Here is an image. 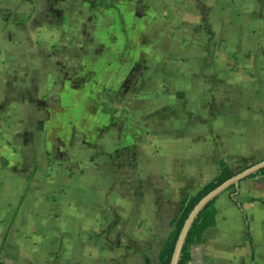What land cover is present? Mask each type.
Listing matches in <instances>:
<instances>
[{
    "label": "crops",
    "instance_id": "0c3cea01",
    "mask_svg": "<svg viewBox=\"0 0 264 264\" xmlns=\"http://www.w3.org/2000/svg\"><path fill=\"white\" fill-rule=\"evenodd\" d=\"M37 1L38 32L34 38L38 45L28 69L37 89L29 97L26 92L21 94L24 90H16L27 78L25 59L18 66L10 61L16 53L26 56V18L12 16L8 9L11 0H0V156L7 154V148L16 155L13 160L7 155L11 160L8 166L0 163L2 264H146V257L151 264H159L158 255L183 199L217 175L219 161L225 159L237 173L232 154L250 155V167L264 161V155L252 154L258 148L245 134L237 149L229 148L221 138L218 144L188 145L178 154L164 143L156 154L160 138L151 130L154 125L140 128L137 124L140 118H149L148 111L144 115L137 110L140 104L155 99L153 79L139 87L138 72H144L145 67L137 55L146 51L153 55L157 47L170 54H185L193 48L187 42V31L203 38L208 30L212 32L210 49H217L222 38L227 44L242 41L243 47L252 45L255 53L263 47L264 0ZM17 2L26 4L27 0ZM13 24L19 25L20 35L23 31L19 38ZM175 27L177 42L172 36ZM122 37L124 43L117 46ZM203 48L198 47L200 51ZM178 66L187 69L185 64ZM154 67L151 62L152 71ZM260 68L264 66L260 64ZM100 71L104 75L98 77ZM80 101L88 102L92 117L79 118L72 112ZM60 111L69 114L62 113L59 120ZM75 120L81 121L82 130L76 129L79 122ZM12 124L19 132L11 129ZM160 133L165 134L164 130ZM14 139L18 141L11 143ZM259 144L264 150V132ZM28 152L33 153L30 161ZM174 158L186 160L184 177L195 176L205 182L182 196L168 232L158 239L154 215L176 183L168 172ZM59 164L72 167V175L47 180L40 174L38 182L43 186L28 192L30 176L21 166ZM123 172L129 181L124 180ZM251 176L235 190L218 196L217 223L193 245L189 264H264V177ZM175 180L186 188L185 178L177 175ZM109 214H119L120 222L113 231L117 235L124 232L121 239L130 237L134 242L130 249L141 258H114L116 254L108 249L102 233ZM142 220L144 226L140 227L137 222ZM17 231L35 233L33 238H17Z\"/></svg>",
    "mask_w": 264,
    "mask_h": 264
},
{
    "label": "rangeland",
    "instance_id": "374dc122",
    "mask_svg": "<svg viewBox=\"0 0 264 264\" xmlns=\"http://www.w3.org/2000/svg\"><path fill=\"white\" fill-rule=\"evenodd\" d=\"M17 1L18 0H11L8 9H10L9 11H11L12 16L20 15L22 18H26V56L22 54V56L19 57L18 53H16L11 56L10 61L18 66L25 59V63H27V78L24 83L16 86V90H24L21 94L26 92L27 96L32 97V95H34V90L37 88L33 85V81L30 78L32 73L28 72V69H31V63L34 59V54L31 53L37 52L36 45H38V42L36 43L34 35L38 32V1L27 0L26 4L25 2H20V4H18ZM5 3L8 4V1ZM2 9L3 8L0 7V12ZM12 26H14L13 30L14 34H16V38L22 36L23 31H21L20 35L21 29H18L19 25L13 24ZM115 28L117 29L116 25ZM172 32V36L176 37L173 42H177V27H175ZM103 33L105 36H110L109 32L103 31ZM211 33L212 32L208 30V32L204 33L203 38H198L195 37L194 32L187 31V42L193 48L188 49L185 54H170L168 51L167 53L165 49L157 47L154 49L153 55L147 51L141 56L140 54L137 55V61L143 63L145 67L144 72H138L137 78L140 82L139 87L143 82L146 84V81L153 79L155 96L153 101L150 100L149 102L143 103V105L140 104L141 106L137 110L144 115H146L145 112L148 111L147 115L149 118H140L137 124L140 128L154 125V129L151 128V130L155 132V137L160 138V140L157 141L158 145L155 146L156 154L160 153L162 149L160 144L162 145L164 143H168L170 147L174 148L172 151L178 154L180 150L185 151L188 145L197 148L201 143H203L204 146L211 141L218 144L221 142V138L223 141L225 139L227 140L229 148L232 147L233 149H237L240 148V142H242V137H244L245 134V136L249 137L251 142L256 143L255 147L258 148V150H256V152L253 151L252 154L263 153L264 155V150L261 149L262 147L259 144L260 134L264 132V68H260V64L264 66V61H262V59L264 60V36L260 40L263 47L261 50L257 49L254 53L253 50L255 49L252 45L247 44L245 46L244 44L245 47L250 46L249 49L243 47L242 41H239V43L236 42L235 44H227L225 42L226 40L222 38L218 39L217 49H210V47H212L210 38ZM119 42L117 46H121L124 43V38L122 37ZM199 46L204 48L200 51L198 49ZM138 48L140 47L138 46ZM138 51H140V49ZM126 57L129 58V56L124 55V58ZM151 62L155 64L153 71L151 70L153 68H150ZM182 64L187 66L186 70H180L178 65ZM147 65L149 66V71H146ZM152 73L154 74L153 77L148 75ZM103 75V71L98 72V77ZM1 88L2 87H0V89ZM94 89L100 88L94 86ZM143 92L146 93V85H144ZM71 101L72 100H69L68 102ZM95 105H97V108H100L97 102ZM15 106L14 109L17 110L18 104ZM88 107V102L80 101V103H76L77 111L75 110L72 112L79 118L82 116L92 117L91 112L88 110L91 108ZM68 110H71V107L70 109H64L65 112H68ZM65 112L60 111L59 118L61 114ZM59 120H61V118ZM80 120H75V122H79L76 124V129L78 130L84 128ZM102 120L106 121L104 118ZM162 125L164 126L162 127ZM11 129H15V131L19 132L16 125L12 124ZM71 130L73 131L74 129L72 128ZM163 130L165 133L164 135L160 133L163 132ZM16 136L17 138L20 137L19 133H17ZM164 136L166 138H164ZM18 140L20 139L18 138ZM18 140L14 139L10 142L15 143V141L17 142ZM220 144L218 146H220ZM238 145L240 146L238 147ZM7 155L12 160L15 159L16 156L10 148H7V154L0 156V163L3 164V167L8 166L11 162ZM249 156L250 155L246 156L242 154H232L230 156L237 173L250 167L249 158H247ZM32 159L33 153L28 152V160L30 161ZM24 163L26 164V161H24L23 164ZM16 164L19 165V162L17 161ZM185 164H187L186 160L178 158H174L170 162V168L172 169L168 171L170 172L169 176H171L176 183L172 186L171 192L168 193L169 196L167 195L168 197H166L163 204H161L158 213L154 215V222L157 223L156 225L159 228V231H156V238L158 239H162L168 232V223L170 219L177 215L182 196L185 193L195 192L205 182L204 180L197 181L198 179H196L195 176L194 178L188 175L184 177L185 174L183 171ZM19 168L20 167H16V170ZM21 169L25 171L26 176H30L27 189L29 193L32 190L38 191L40 185L43 186V184L38 182V175L40 174L45 176L47 180H50L57 176L65 177L73 173L72 167H65L63 164H59L58 166L48 165L40 168H38V166L34 168L24 165L21 166ZM177 175L181 179H186V188L183 184L181 186L178 185V181L175 180V178L177 179ZM122 176L125 178L124 180H130L127 178L129 176L126 172H123ZM128 218V221H130L131 218ZM119 220V214L106 215L105 230L102 231V233L108 241V249L116 254L114 258H141L137 252L130 249V247L134 245L130 237L127 238L125 236V239H121V235H124V232L117 235V232L113 231L114 225L120 222ZM143 222L144 220L141 222L138 221L137 223H140L138 225L141 227L144 226ZM34 233V231H17L16 237L33 238ZM139 233L141 234L143 232ZM152 255L153 258H156V251H154Z\"/></svg>",
    "mask_w": 264,
    "mask_h": 264
},
{
    "label": "trees",
    "instance_id": "16d2710c",
    "mask_svg": "<svg viewBox=\"0 0 264 264\" xmlns=\"http://www.w3.org/2000/svg\"><path fill=\"white\" fill-rule=\"evenodd\" d=\"M219 171L217 175L206 185H204L196 194H191L185 197L182 201L180 211L178 215L172 220L171 225L172 229L168 235V238L161 249L158 260L159 264H171L172 257L175 251L176 243L180 236V233L183 229V226L188 219L190 213L197 205V203L206 196L209 192L235 176V173L230 164L225 160L221 159L218 163ZM252 178H263L264 177V169H261L257 173L251 176ZM235 190V185L229 188ZM217 199L211 201L199 214L197 219L195 220L193 226L190 229V232L187 236L182 256L179 261V264H189L192 259V247L194 244L199 243L202 240V237L205 231L214 226L217 223ZM247 233L250 237L251 242H253V237L250 232L249 224H247ZM146 264H151V261L148 257L145 258ZM0 264H2V247L0 248Z\"/></svg>",
    "mask_w": 264,
    "mask_h": 264
},
{
    "label": "water",
    "instance_id": "95a60500",
    "mask_svg": "<svg viewBox=\"0 0 264 264\" xmlns=\"http://www.w3.org/2000/svg\"><path fill=\"white\" fill-rule=\"evenodd\" d=\"M261 169H264V161H261L244 171L237 173L235 176L209 192L206 196H204L194 207L192 212L190 213L188 219L186 220L183 229L180 233V236L178 238V241L176 243L175 251L172 257L171 264H179V261L182 256V251L187 239V236L190 232L191 227L193 226L195 220L199 216L200 212L214 199L218 198L223 192L228 190L231 186L235 185L238 186L242 180H244L247 177H250L251 175L257 173Z\"/></svg>",
    "mask_w": 264,
    "mask_h": 264
}]
</instances>
